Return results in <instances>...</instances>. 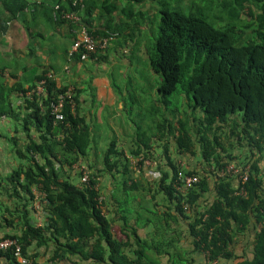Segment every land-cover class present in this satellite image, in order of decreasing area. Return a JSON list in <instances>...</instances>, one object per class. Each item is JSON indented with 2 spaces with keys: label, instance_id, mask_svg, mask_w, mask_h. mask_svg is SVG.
I'll return each instance as SVG.
<instances>
[{
  "label": "trees",
  "instance_id": "1",
  "mask_svg": "<svg viewBox=\"0 0 264 264\" xmlns=\"http://www.w3.org/2000/svg\"><path fill=\"white\" fill-rule=\"evenodd\" d=\"M73 1L41 0L40 3H44L43 7L50 12L52 21L51 8L54 6L51 3L60 5L64 10L79 12L91 34L100 38L113 40L118 33L125 42H129L134 32L141 34L142 24H146L143 11L137 15L123 7L119 14L122 17L114 29L108 33L94 31L91 25L93 12L96 9L105 12L108 1H100L101 6H97L95 0H85L79 7H74ZM155 1L158 0H125L130 7L132 4L146 6ZM227 1L223 3L227 5ZM232 1L250 20L244 26V31H248L246 34L252 39L244 42L242 36L234 37V28L229 26L218 29L201 18L162 12L159 35L154 38V44L147 55L152 72L161 78L157 92L160 101L168 104V97L180 92L193 103L194 111L202 113L200 120L192 116L187 117L189 120L192 118L190 121H177L178 154L189 153L195 156L198 152L196 145L199 146L205 164L203 173L207 174L206 170H210L209 173L215 174L234 162L231 149L235 144L239 148L248 147L252 159L243 162L245 168L250 167L248 181L243 185L246 195L237 194L242 184L236 185L230 177L218 178L211 188L202 172L183 170L172 161L169 151L165 153V167L156 163L153 171L157 173L158 183L156 187L151 184L152 188L149 189L133 177L135 172L132 163L124 152L117 150L116 142L108 146L101 163L97 164V161L90 159L91 154L97 152L93 151L92 127L79 113L78 89L70 85L58 86L56 74L47 71L28 87L20 85L18 90H12V93H27L40 81H46V92L42 98H23L24 112L15 116L21 122L22 130L27 135L35 133L36 140L29 136L28 145L22 148H19L16 139L13 140L16 148L14 154L19 159V165L2 181L6 183L3 189L16 206L13 210H7L12 219L6 218L0 222V234L4 233L0 240H18L23 255L34 264L38 262L29 253V248L46 245L49 241L54 242L53 259L67 260L70 264H157L147 254L153 247L151 243L141 240L132 228L129 229L130 233L126 231V226L118 229L105 215L101 179L111 175L116 181L120 177L117 185L111 189L114 202L126 207L134 201V204L143 207V199L146 197L139 194L155 193L152 200H149L151 202L155 200V195L162 193L169 202L175 204L173 209L170 208L160 216L162 223L172 221L177 224L180 218L192 219L190 234L194 240V249L205 255L206 264L219 260L234 261L237 264H264V0ZM30 3L29 0H0V25L4 31L8 22L18 19L30 9ZM112 9L110 16L120 10L117 5ZM54 22L58 26L66 23L72 30L79 27L61 17ZM126 30H129V35H124ZM2 32L0 30V34ZM1 43L0 40V46ZM101 53L80 52L75 58L86 54L92 59H103ZM65 71L70 72V67H66ZM70 88L73 89L74 106L69 99L65 100L62 110L64 120L56 122L47 107ZM9 101L10 94L2 86L0 117L15 114L10 109ZM170 130L174 133L176 127L171 126ZM231 139L234 143H230ZM144 146L148 148L147 144ZM141 154V150L132 151L136 159L144 157L151 160V153H147L148 156ZM180 170L200 177L199 183L185 193L175 188ZM84 171L90 173L89 183L82 182ZM74 178H77V183L73 182ZM104 186L103 189L106 188ZM34 190L46 195L50 211L46 225L39 228L31 223L30 216V205L36 199ZM211 191L215 193L214 201L203 205L204 197ZM16 217L19 219L17 222ZM124 218L125 223H128L127 215ZM16 226L21 227L20 233L5 231L6 228L13 229ZM158 229L162 232L165 230L162 227ZM116 230L126 239L117 237ZM245 232H252L254 236L252 257L246 253L238 255L232 249L238 236ZM131 235L141 246L136 252V258H129L126 254L133 238ZM3 261L5 264H19L13 252L0 250V264ZM172 264L193 263L178 253Z\"/></svg>",
  "mask_w": 264,
  "mask_h": 264
},
{
  "label": "crops",
  "instance_id": "2",
  "mask_svg": "<svg viewBox=\"0 0 264 264\" xmlns=\"http://www.w3.org/2000/svg\"><path fill=\"white\" fill-rule=\"evenodd\" d=\"M31 3L30 5V11L24 13L21 15L18 19L8 22L5 27V31L0 25V30L3 31L1 35L2 39L7 38L9 36L13 35V32L16 25L15 23L19 20L25 18L23 20L24 22H29V20L33 22L40 21L37 24L38 29L40 30L39 34L37 36L44 41L46 38H64L67 39L69 42V47L66 53V64L62 65L60 62L56 65L51 64L50 60H46L43 62H40L41 65L35 66L32 68L25 69L24 72H22L19 68L18 69H0V85H2L8 94H10V109L14 111L15 114H12V116H6V117H0V222L4 219H12L7 210H13L16 206L15 201L10 198L8 192L3 189L4 185L6 184L2 180L8 176V174L19 165V159L17 155L14 154V150L16 151V148L14 149V139L17 140V145H19V148L25 147L28 145L29 142V136L32 137V139L36 140L35 133L30 132L29 135H27L24 130H22L21 122H19L18 119H16L15 116L17 114H21L24 112V105L25 100L21 96L22 92L17 91L12 93L13 89L18 90L20 85H23L24 87H28L29 85L33 84L37 81L38 76H42L44 72H54L56 74L57 78V84L58 86H74L79 91V102H78V108L79 113L82 117L85 118L86 122L92 127V135H93V151H96L97 154H91V160L97 161V164H100L102 161V157L100 156L103 151L101 150V142L98 141V135L99 132L96 129V126L94 124L95 117V104L98 95L103 97L106 95V98L104 100V106L112 111L113 113L118 112L121 108V102L123 100V97L125 95L121 94L120 96L117 95L114 88L117 87L113 84L111 80V70H108V67H112L111 60L112 57L115 58L116 63L124 68L121 70L123 72V80L125 84L126 78H127V66L129 64V61L126 59V56L130 54L131 45H133V41L129 40V42H122L123 37L114 35L113 42H116L117 45L115 46V52L116 56L109 54V49H107L105 52L101 53L103 56V59L98 58H90L88 55H83L81 58H75L72 60L71 65H67L68 62V52L73 44L74 41V35L72 27L68 24L63 25H57L54 21L51 20L50 12L48 13L46 9L43 7L44 3H40L41 0H29ZM97 3V6H101V2L103 0H95ZM107 12H100L99 9L94 10L92 18H91V25L92 29L94 31H100V32H107L111 29H114L116 26L115 24H119V21L122 17L119 14H121V10L124 7L125 0H107ZM35 4V5H34ZM51 5L55 6L56 3H51ZM117 5L118 11L111 13L112 15H109L110 11H113V6ZM52 6V7H53ZM52 9V8H51ZM52 13V10H51ZM106 17L104 18V16ZM104 18V19H103ZM45 24H52V33H48L46 36L42 34V23ZM79 29V28H77ZM127 32L124 33V35H129V30H126ZM141 34L144 33V31H147L144 28H141L140 30ZM120 40H122L120 42ZM125 40V39H124ZM39 46L41 44L39 43ZM142 47V46H141ZM143 48V47H142ZM145 48V47H144ZM24 50H28L30 54L33 52L28 48H23ZM42 49V48H41ZM40 55V54H37ZM124 59V60H123ZM94 68L92 71L93 76L89 74V69ZM42 66V67H41ZM71 67L70 72H66V67ZM41 67V68H40ZM39 68V72H37V69ZM154 99L156 101L157 96L154 94ZM159 102L160 99H158ZM164 104V103H163ZM1 105V103H0ZM120 107V108H119ZM117 114L112 115V118H109V124L107 127H109V130L111 131L112 135H114L115 139L112 142H116V148L118 151L124 152L126 154V157L130 159V163H132V170L135 172L133 173V177L136 180H139L142 182V184H147L148 188H152L151 184L155 185L158 183V178L156 176L153 177L152 174H150V171L154 170L153 168H143L142 171L146 175L147 179L150 178L152 181H148L146 183H143V174L141 173V176L135 171V164L137 162L135 156H132V151H142V156H148L147 153H151L150 159L154 162H158L163 167H165V164L167 163V159L165 156V153L169 151L170 158L172 161H175L177 165H179L183 170L185 171H196V172H202L207 177V180L211 184V188H213L214 183L217 181L218 178H222L218 176V174L213 172V174L209 173L210 170H206L207 174L203 173L202 168L205 164H203V160L201 157L200 147L196 145V152L197 154L191 155L189 153L185 155H179L177 152V143L176 138L179 135L177 131V122H176V130L174 133H172L171 124L166 125V123H163L159 125V135L157 137L149 139L148 143L141 142L139 136L137 134H133L131 132H125L123 129H119L117 125L115 124V119L117 118ZM106 120V119H105ZM167 120H165L166 122ZM122 132H121V131ZM12 140V141H11ZM230 143L232 142V139L229 140ZM111 142V143H112ZM110 143V144H111ZM107 141H105V145L103 144L102 149L104 152L108 149L106 148ZM147 144L148 148H146L144 145ZM7 153H10V156L6 155ZM101 150V152H100ZM99 152V154H98ZM231 153L234 157V162L237 165L243 166V162H245L247 159H252L251 152L248 147L239 148L236 144L231 149ZM139 157V156H138ZM141 157V156H140ZM257 157V156H256ZM254 159V158H253ZM230 163V164H231ZM76 168V166H75ZM262 174L264 175V161L262 162ZM151 176V177H150ZM106 178L103 180L101 179V182L105 184L106 188L103 189L102 184V190H103V196L102 198L105 200L104 202V213L105 215L111 219L114 223V225L117 226L118 229L123 228V226L127 227V232L130 233L129 229H133L137 232L138 236L141 240L146 241L148 243H151L153 245L152 249H149L147 251L148 256L151 259H154V262L157 264H172L175 254H181L184 259L191 260L193 264H206V257L203 253H199L195 251L194 245H193V238L190 234V223H192V219L184 220L180 218V222L175 224L172 221H169L168 224L162 223L160 216L164 215L169 211V209H173L175 204L172 202H169L167 198L162 194L159 193L155 195V200L149 202V200H152V196L155 193H141L139 195L145 196V200L143 199V206L144 208L149 209H142L138 213H132L131 210L124 205L118 204L117 202H114L111 197V189H113V185H117V181L119 179L117 178V181L115 178H113L111 175L105 176ZM157 179V180H156ZM236 185L239 184V181L237 178H232ZM145 185H143L145 187ZM104 186V187H105ZM154 187V188H155ZM238 188V187H237ZM35 191L36 199L34 202L30 205L31 209V219L32 224L35 225V227H43L46 225L48 218L50 216V211L48 206V201L46 199V195L42 192ZM215 198V193L211 191L204 197V204H209L210 202H213ZM129 211V212H128ZM150 211H156L157 215L153 216V214ZM134 214V216L132 215ZM127 215V222L125 223V216ZM132 215V216H131ZM153 216V217H152ZM19 221V219L16 217V222ZM5 223V222H4ZM162 227L165 229L163 232L162 230H159L158 228ZM16 231L17 233L22 230L21 227H15V228H6L5 231L7 232ZM162 232V233H161ZM167 232V233H164ZM161 233V234H160ZM117 237H122V240H125L126 237L121 235L119 233V230H116ZM4 233H1L0 236H3ZM132 236V235H131ZM133 237V236H132ZM254 236L251 233L246 232L244 234H241L236 239V242L232 245V249L235 250V252L238 255H243L244 253L249 254L248 257H252V249H253V241ZM173 242V243H172ZM171 243L172 248H171ZM54 242L49 241L46 245L38 246H32L29 248V253L35 257V260L38 262V264H70L67 260H54ZM142 245H144L142 243ZM158 249H160L162 252H159ZM141 248L139 246L138 242L134 239V237L131 239L130 246L126 250V254L129 258H136V252ZM161 253V254H160ZM73 259V258H72ZM77 259V258H74ZM78 260V259H77ZM3 264L4 261L2 262ZM212 264H237V262L234 261H226V260H219L218 262L212 263Z\"/></svg>",
  "mask_w": 264,
  "mask_h": 264
},
{
  "label": "rangeland",
  "instance_id": "3",
  "mask_svg": "<svg viewBox=\"0 0 264 264\" xmlns=\"http://www.w3.org/2000/svg\"><path fill=\"white\" fill-rule=\"evenodd\" d=\"M51 1L54 2L55 0ZM223 1L224 0H158L148 5L145 4L146 6L132 4L131 7L130 4L124 2V7L131 9L134 13H137V15L140 14V11H143L146 24L144 25L142 18H139L143 23V28L145 27L147 31H144L143 34H139L136 31L132 35L133 45L130 46V54L126 56L129 64L127 66L128 72L125 84H122L124 83V76L121 71L124 68L116 63L114 57H112L113 60H111L113 64L112 67H108V70H111V80L113 84L117 86L114 88L115 92L118 96L121 94L125 95L121 102L122 108L116 112L118 114L115 119V124L119 129L121 128L125 132L135 133L139 136L141 142L148 143L149 139L151 140L159 135V125L163 123H166V125L171 124L175 127L176 122L179 120H192V118L189 120L187 117L195 116L196 119H201L202 113L200 111H194L192 109L193 103L186 100L185 96L180 92L169 96L168 104H163L158 101L159 96L157 92L161 78L152 72L147 54L151 50V45L154 44V38L159 35L162 12H176L186 17L201 18L218 29L229 26L234 28V37L238 38L242 36L244 42L249 38L252 39L253 37L246 34L248 31H244V26L249 24L250 20L245 17L238 6L234 4V1L228 0L226 2L227 5H225ZM231 16L235 19H232ZM105 17L106 15L104 18ZM23 20H25V18L15 23V32H13L12 36L2 39L0 35V40L2 42L0 46V69L19 68L24 72L25 69L39 66L41 65L40 62L46 60H50V63L54 65L59 62L65 65L66 53L69 47L68 40L64 38H51L47 40L46 38L42 41V39L37 36L40 32L37 24L40 21L33 22L29 20V22H27V20L24 22ZM136 20H138V18H136ZM52 29H54L52 24L42 23L41 30L44 36L48 33L53 35ZM241 32H245V34ZM121 41L122 40H120V42ZM124 41L123 39L122 42ZM39 43L42 47L39 46ZM116 45L117 43L111 40L108 48L110 55L116 56ZM25 47L30 49L33 53L30 54L28 50H24L23 48ZM67 65L70 66L71 62H67ZM91 66L92 65H90V68ZM36 69L37 72L40 71L39 68ZM93 70L94 68L89 69V74L91 76H93ZM1 90L2 86L0 85V91ZM154 94L157 96L156 101L154 99ZM105 98L106 95L103 97L98 95L95 104L96 119H94V124L99 132L98 141L100 140L103 142L101 143L99 141L101 143L100 148L103 151V153L100 154L101 157L104 154L102 145H105V141H107L105 148L107 149L110 143L115 139V136L112 135L109 127H107L108 125L105 124H109V118H112L111 116L116 113H113L104 106L103 103ZM165 120L167 121L165 122ZM5 152L9 158L10 153H7L8 151L6 150ZM137 173H140L139 176H141V173L143 174V183H146L147 180L149 182L152 181L150 178L147 179L142 170L140 172L137 171ZM77 181V178L73 179L74 183H77ZM145 187L148 188V185L146 184ZM127 207L132 213H138L142 209H149L144 208L145 206L141 207L134 204V201L129 202ZM153 212L156 213V211ZM132 215L134 216V214Z\"/></svg>",
  "mask_w": 264,
  "mask_h": 264
},
{
  "label": "built area",
  "instance_id": "4",
  "mask_svg": "<svg viewBox=\"0 0 264 264\" xmlns=\"http://www.w3.org/2000/svg\"><path fill=\"white\" fill-rule=\"evenodd\" d=\"M85 0H74L73 6L79 7L84 3ZM52 17L54 21H58L59 17L67 22H71L73 24H77L79 29L76 28L73 31V35L75 37L73 44L68 52V62H72L75 58L76 54L80 52H85L86 54L93 53L96 51H106L109 47V44L112 38H100L98 36H94L89 31L88 27H86L82 22V17L79 12L64 10L60 5H55L52 8ZM30 9H27L26 12H29ZM50 78L51 75H48ZM46 92V81H40L34 89L28 91L27 93H22L21 96L26 99H33L34 97L42 98L43 94ZM73 89L70 88L69 91L65 95L59 96L55 101H52L48 105V110H50V114L54 117V120L62 122L64 120V115L62 110L65 106V100L69 99L70 103L73 105L72 96ZM44 109V108H42ZM142 163V164H140ZM136 166V171L140 172L143 168H156V162L152 160L145 159L141 157L134 163ZM250 167L237 165L236 163L229 164L225 169L217 171L218 176L220 177H230L237 178L239 181V190H237V194L246 195V192L243 188V185L248 181ZM150 174L157 177V173L155 171H150ZM90 173L84 171V176L82 178L83 183L90 182ZM200 177L198 175H190L183 170L178 172V178L175 188L182 193H185L188 189L195 186L199 183ZM241 182V183H240ZM0 250L5 252H13L19 264H34L32 260L25 257L23 255V248L18 240L15 239H3L0 240Z\"/></svg>",
  "mask_w": 264,
  "mask_h": 264
}]
</instances>
